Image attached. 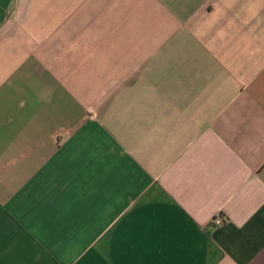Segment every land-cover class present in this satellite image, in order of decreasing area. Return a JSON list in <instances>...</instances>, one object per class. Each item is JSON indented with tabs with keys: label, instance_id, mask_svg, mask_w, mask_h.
<instances>
[{
	"label": "crops",
	"instance_id": "obj_1",
	"mask_svg": "<svg viewBox=\"0 0 264 264\" xmlns=\"http://www.w3.org/2000/svg\"><path fill=\"white\" fill-rule=\"evenodd\" d=\"M0 264H264V0H0Z\"/></svg>",
	"mask_w": 264,
	"mask_h": 264
},
{
	"label": "built area",
	"instance_id": "obj_2",
	"mask_svg": "<svg viewBox=\"0 0 264 264\" xmlns=\"http://www.w3.org/2000/svg\"><path fill=\"white\" fill-rule=\"evenodd\" d=\"M225 221V218L223 216H217L214 220H213V224L216 226V227H219L221 226Z\"/></svg>",
	"mask_w": 264,
	"mask_h": 264
}]
</instances>
